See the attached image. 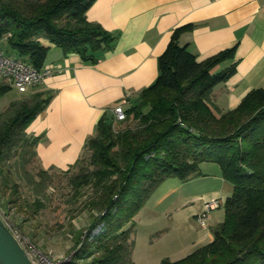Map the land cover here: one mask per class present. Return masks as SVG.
Segmentation results:
<instances>
[{
    "label": "trees",
    "instance_id": "obj_1",
    "mask_svg": "<svg viewBox=\"0 0 264 264\" xmlns=\"http://www.w3.org/2000/svg\"><path fill=\"white\" fill-rule=\"evenodd\" d=\"M96 2L0 0V43L5 41L18 60L39 71L51 51L45 41L65 55L77 54L96 64V54L111 50L118 40L88 22L87 13ZM194 28L186 25L174 32L159 59L156 83L126 111V121L105 115L86 144L89 161L81 158L66 172L78 169L70 179L74 198L90 189L85 209L97 214L76 237L66 264H133L136 216L165 181H189L200 175L204 164L218 165L233 186L224 204L225 221L214 231L212 243L181 262L162 264H264V88L251 91L236 109L217 113L211 98L217 87L237 75L238 45L200 62L180 44ZM227 63L231 65L217 73ZM12 90L0 80V100ZM52 98L37 93L0 111V178L5 177L8 189L7 174L13 169L25 174L37 196L28 206L35 214L45 207L38 198L44 197L54 170L29 174L28 167L39 162L40 140L28 130ZM19 188L13 185L16 200L6 206L20 202ZM99 226L103 232L93 237Z\"/></svg>",
    "mask_w": 264,
    "mask_h": 264
},
{
    "label": "crops",
    "instance_id": "obj_2",
    "mask_svg": "<svg viewBox=\"0 0 264 264\" xmlns=\"http://www.w3.org/2000/svg\"><path fill=\"white\" fill-rule=\"evenodd\" d=\"M86 17L118 37L114 47L96 54L98 62L89 64L43 42L51 47L44 68L53 75L22 94L53 96L28 130L40 140L37 153L43 170L74 166L96 136L99 121L114 116L119 106L127 111L156 83L159 59L180 27H195L180 44L200 62L238 45L237 75L217 87L211 98L217 113L236 109L250 93L238 94L241 85L264 75V0H97Z\"/></svg>",
    "mask_w": 264,
    "mask_h": 264
},
{
    "label": "rangeland",
    "instance_id": "obj_3",
    "mask_svg": "<svg viewBox=\"0 0 264 264\" xmlns=\"http://www.w3.org/2000/svg\"><path fill=\"white\" fill-rule=\"evenodd\" d=\"M1 48L12 57L5 41ZM8 55V54H7ZM9 55V56H10ZM222 72L218 71L217 73ZM250 77L241 85V92H251L264 88V75L260 79ZM32 95H22L16 89L0 100V111L4 113L11 103L31 99ZM116 124V128H118ZM89 161L90 155L82 157ZM86 162V163H87ZM13 169L7 176L10 188L5 189V177L0 178V215L11 230L28 248L32 247L36 258L42 264H66L70 261L76 237L86 232L97 214L86 210L92 191L86 189L79 198H74L70 179L78 173L54 170L43 198L44 209L34 213L33 206L37 196L29 187L23 173ZM41 167L34 162L28 167L31 176L37 177ZM18 185L20 202L6 206L13 197V185ZM233 195V186L223 178L216 164L201 166L200 175L189 181L171 178L151 196L135 218L132 255L133 264H162L164 261L178 263L214 241L213 233L225 221V200ZM218 202L220 208L209 214L206 226L198 222V217L206 212L207 204ZM27 205V206H26ZM72 254V255H71Z\"/></svg>",
    "mask_w": 264,
    "mask_h": 264
},
{
    "label": "built area",
    "instance_id": "obj_4",
    "mask_svg": "<svg viewBox=\"0 0 264 264\" xmlns=\"http://www.w3.org/2000/svg\"><path fill=\"white\" fill-rule=\"evenodd\" d=\"M52 75L53 72L51 70L45 68L40 71L36 70L29 64L7 55V53L0 47V80L16 89L20 94H26L29 90L39 87ZM114 117L118 123L126 121L127 115L123 106H119L114 110ZM220 206L221 205L218 204V202L207 204L206 212L203 216H199L197 218L198 222L205 227L209 219L210 212L220 208ZM102 232L103 226H99L91 233V235L93 237H97ZM15 236L25 249L32 263L42 264V262L36 258L33 248H28L24 243H22L21 238H19L16 234Z\"/></svg>",
    "mask_w": 264,
    "mask_h": 264
},
{
    "label": "water",
    "instance_id": "obj_5",
    "mask_svg": "<svg viewBox=\"0 0 264 264\" xmlns=\"http://www.w3.org/2000/svg\"><path fill=\"white\" fill-rule=\"evenodd\" d=\"M0 264H33L25 249L1 215Z\"/></svg>",
    "mask_w": 264,
    "mask_h": 264
}]
</instances>
